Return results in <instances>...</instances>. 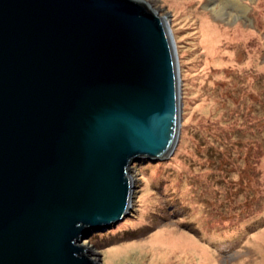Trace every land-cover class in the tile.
Instances as JSON below:
<instances>
[{
    "label": "water",
    "instance_id": "water-1",
    "mask_svg": "<svg viewBox=\"0 0 264 264\" xmlns=\"http://www.w3.org/2000/svg\"><path fill=\"white\" fill-rule=\"evenodd\" d=\"M181 108L145 0H0V264H101L82 240L130 214L132 165L172 156Z\"/></svg>",
    "mask_w": 264,
    "mask_h": 264
},
{
    "label": "rangeland",
    "instance_id": "rangeland-1",
    "mask_svg": "<svg viewBox=\"0 0 264 264\" xmlns=\"http://www.w3.org/2000/svg\"><path fill=\"white\" fill-rule=\"evenodd\" d=\"M145 1L176 45L179 140L132 165L130 214L82 242L101 264H264V0Z\"/></svg>",
    "mask_w": 264,
    "mask_h": 264
},
{
    "label": "bare ground",
    "instance_id": "bare-ground-1",
    "mask_svg": "<svg viewBox=\"0 0 264 264\" xmlns=\"http://www.w3.org/2000/svg\"><path fill=\"white\" fill-rule=\"evenodd\" d=\"M223 2H224V4H230L231 6H234V7L238 6V5H236V3L233 0H223ZM213 37H214V35H212L211 33H208L209 42L212 43V41L214 40ZM162 232H163L162 230L159 231V232H157V234H155L154 237L151 238L149 242L151 244H154V245L155 244H163L162 246H164L166 244V246L163 247V248L165 249L164 250V253H167L168 252L167 251L168 246H171L172 245L173 247H175L177 245V243L179 244V242L176 239H171V240H168L167 243H165L164 239H162V237H163ZM159 234H160V236H159ZM190 249H192V248H190ZM182 250L183 249H181L180 251H182Z\"/></svg>",
    "mask_w": 264,
    "mask_h": 264
},
{
    "label": "trees",
    "instance_id": "trees-1",
    "mask_svg": "<svg viewBox=\"0 0 264 264\" xmlns=\"http://www.w3.org/2000/svg\"><path fill=\"white\" fill-rule=\"evenodd\" d=\"M152 161L151 160H147V159H142L140 162H138L140 165L141 164H143V163H151ZM154 162V161H153ZM134 164V163H133ZM134 165H136V162H135V164ZM93 235H95V232H92V234H90L88 237H87V239H90Z\"/></svg>",
    "mask_w": 264,
    "mask_h": 264
}]
</instances>
